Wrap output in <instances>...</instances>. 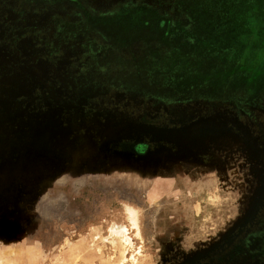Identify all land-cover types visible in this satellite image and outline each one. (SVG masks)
Returning a JSON list of instances; mask_svg holds the SVG:
<instances>
[{"label":"rangeland","instance_id":"obj_1","mask_svg":"<svg viewBox=\"0 0 264 264\" xmlns=\"http://www.w3.org/2000/svg\"><path fill=\"white\" fill-rule=\"evenodd\" d=\"M47 3L0 0V264H264V0Z\"/></svg>","mask_w":264,"mask_h":264},{"label":"flooded vegetation","instance_id":"obj_2","mask_svg":"<svg viewBox=\"0 0 264 264\" xmlns=\"http://www.w3.org/2000/svg\"><path fill=\"white\" fill-rule=\"evenodd\" d=\"M92 1H93V3H96L98 1H102L105 3H109V4L113 3L114 6L103 5V7L104 6L105 7L102 10H105L107 8H110V7H114L115 13L110 15L109 13H106L108 11V9H107L106 12L104 11V13H105L104 14L102 11H100L101 8H97L94 5L90 4ZM134 1L135 0H91V1H88V0H49V3L46 4L47 10L45 11V13H47V12L52 13V15L57 18L61 15L60 14L61 11H59V6L65 5L64 7H69V9H73L75 15H77V16L80 15L82 21H84V19L87 18V19H85V21L87 20V23L91 25L90 27L92 29L107 30L104 28V23L102 22V20L110 21L112 23V25H113V23L117 24V19L119 17L133 13L134 8H135ZM138 9L139 10H146V11L152 10V9H149V8L143 7V6L137 7L136 10H138ZM136 10L134 12H136ZM100 14H104L103 17H101ZM109 33H107V34H109ZM87 34L88 33H84L81 36H76L74 33L72 36H76V37H79L80 39H83L87 36ZM109 35L112 36L111 33ZM88 39H90V37H87L86 40H88ZM258 250H259V248H258ZM260 254H261V252L259 250L255 255H253V252L249 253V256L251 259H253L256 256H259Z\"/></svg>","mask_w":264,"mask_h":264},{"label":"bare ground","instance_id":"obj_3","mask_svg":"<svg viewBox=\"0 0 264 264\" xmlns=\"http://www.w3.org/2000/svg\"><path fill=\"white\" fill-rule=\"evenodd\" d=\"M128 212H130L131 220H132L133 224L135 226H137L138 233L140 234L141 228H140V224H139V215H138L137 210L134 209V208H129V211ZM111 232H112V234H120V235H122L125 238L126 241H129L130 242L129 237H128V234H127L128 233V228L125 225H116V224H114L111 227ZM130 239H131V237H130Z\"/></svg>","mask_w":264,"mask_h":264}]
</instances>
